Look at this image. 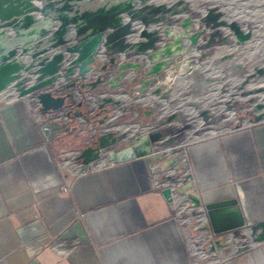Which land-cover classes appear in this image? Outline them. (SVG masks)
Instances as JSON below:
<instances>
[{"label": "crops", "instance_id": "0c3cea01", "mask_svg": "<svg viewBox=\"0 0 264 264\" xmlns=\"http://www.w3.org/2000/svg\"><path fill=\"white\" fill-rule=\"evenodd\" d=\"M143 13L163 24L174 21L171 14ZM153 28L154 23H148L144 30ZM143 41L128 39L134 46ZM21 58L29 60L26 55ZM180 72L149 86L135 101L141 108L135 118L120 117L114 128L118 132L127 129L130 134L138 124H152L154 114L145 115L143 110L154 102H160L159 117L173 113L183 85L178 81ZM131 82L136 89L139 79ZM113 96L125 105L131 100L121 92ZM72 98L78 99L75 92ZM108 109V118L121 112ZM181 112L180 124H188L193 118L189 108ZM41 115L37 102L30 98H18L13 91L0 95V264H222L228 259L235 264H264V242H253L247 229L241 230L239 241L232 238L229 253L205 260L200 244L191 260L183 226L187 221L181 216L183 212L189 215L190 209L185 196L175 191L185 180L204 201L235 199L234 208L246 223L264 220V123L224 133L213 124L201 137L194 135L198 126L179 137L175 132L169 134L160 147L166 151L176 147L181 182L160 183L159 168L150 173L148 166L155 163L147 165L141 159L106 166L98 162L82 170L73 159L74 152L58 149L67 138L79 143L78 128L50 146L38 131ZM60 122L76 125L65 118ZM174 174L173 167L165 173ZM166 187L170 189L168 199L161 194ZM204 216L199 213L196 222L202 223ZM243 246L247 250L237 253Z\"/></svg>", "mask_w": 264, "mask_h": 264}, {"label": "water", "instance_id": "95a60500", "mask_svg": "<svg viewBox=\"0 0 264 264\" xmlns=\"http://www.w3.org/2000/svg\"><path fill=\"white\" fill-rule=\"evenodd\" d=\"M144 11L147 14L167 13L169 8L156 4L145 10L139 0H0V95L13 91L18 98L37 102L41 113L61 111L65 116L77 117L82 115L79 109L82 102L76 103L75 110L68 109L73 103L72 90L86 85L89 87L86 92L92 94V103L100 111L108 108L121 111L109 119L105 114L97 120L107 131L85 135L88 142L80 148L75 144L73 159L82 170H89L98 162L106 166L107 163L141 159L149 165L160 160L163 151L155 150L166 144L163 139L174 132L179 137L189 129V124H180L184 118L181 111L189 108L192 117H205L204 104L215 86L220 85L223 75L213 73L212 66L229 57L225 54L211 58L207 52L215 42H226L230 32L237 34L235 23L227 21L219 10L211 7L195 17L173 10L170 14L174 21L167 24L157 18L148 19ZM148 23H154L150 32L144 30ZM242 36L247 37L248 33ZM132 37L144 41L134 46V42H128ZM111 53L106 61L100 60ZM23 55L28 56L27 62L21 58ZM179 69L178 81L183 84L178 92L181 102L173 113L159 117L160 102L143 110L145 115L154 114V120L130 142L123 140V133L117 135L110 129L118 118L128 117L129 111L141 110L134 103L149 86ZM94 71L98 74L93 80L76 83L77 79ZM136 79L139 85L135 89L130 85ZM58 85L67 91L55 95L58 88L53 92L49 90ZM102 91L109 94L98 96ZM118 92L131 97L127 106L122 99L113 96ZM260 97L247 98L252 111L248 117L250 122L260 123L264 119V100ZM76 130L77 125L57 121L42 122L38 126L42 140L50 146ZM169 151L176 154L177 149L172 147ZM178 161L174 156L153 167L148 166V171L152 173L156 167L163 171ZM169 180L176 182L169 175L161 176L158 182ZM190 186L188 182L177 191L198 213L206 215L211 232L232 234L225 240L220 236L210 241L203 250L206 255L216 257L231 248L232 238L241 235L242 229L249 231L253 242H264V220L246 223L234 208L235 199L204 201L187 189ZM161 194L168 199L170 189L163 188ZM192 215H195L193 211ZM246 250L247 246H243L236 252ZM223 264H235V261L228 259Z\"/></svg>", "mask_w": 264, "mask_h": 264}, {"label": "rangeland", "instance_id": "374dc122", "mask_svg": "<svg viewBox=\"0 0 264 264\" xmlns=\"http://www.w3.org/2000/svg\"><path fill=\"white\" fill-rule=\"evenodd\" d=\"M139 4L145 10H149L159 4L164 9L169 8V12H161L163 14H170L173 10H176L191 17L198 16L200 11L211 7L214 10H219L224 19L235 23L238 29L237 34L230 32L226 42H215L207 52V56L211 58L225 54L229 58L212 66L213 73L223 75L220 80V86L213 90L210 96L212 99L209 98L211 101L205 107L206 116H193L188 121L189 129L198 126L199 128L194 135L201 137L209 130H212L210 125L213 124L223 133L229 130H238L248 123V126L257 124L248 120L252 111L247 98L252 97L253 100H256L261 96L260 99L264 100V91L262 90L264 89V0H139ZM244 33H248V36L243 37ZM179 99L180 97L175 100L176 105ZM151 105L154 106L155 102ZM231 112L233 116L229 117L228 114ZM260 123H264V120ZM236 126L238 128H235ZM85 135L87 134L79 135V148L84 144ZM73 149L74 147H69L71 152H73ZM174 156L178 158L179 153L170 156L162 153L161 159L154 163H160ZM179 166L180 163L178 161L173 166L175 174L171 176L177 182H181L178 181L182 174ZM169 169L159 170L157 180L161 176H166L165 173ZM169 182L176 183L170 180ZM187 183L188 181L181 182L179 187ZM179 187L175 189L176 192H178L177 189ZM187 189L192 190L190 187ZM189 206L192 207L190 204ZM192 208L195 215H192V212L189 215L183 212L181 216L187 221L183 226L189 239L188 245L192 252L191 260H194L196 258V246H199L202 241L206 240L207 242L206 245L202 246V250H204L210 241H214L220 236L225 240L227 234L217 235L214 239L208 240L207 236L211 232L208 220L206 224L200 225L196 222V216L199 213L196 208ZM237 239L238 241L241 239L240 235ZM230 250L231 248H228L226 251H222V254L229 253ZM213 258L215 257L207 255L205 260ZM203 262H205L204 259L198 263Z\"/></svg>", "mask_w": 264, "mask_h": 264}, {"label": "built area", "instance_id": "2783aa9c", "mask_svg": "<svg viewBox=\"0 0 264 264\" xmlns=\"http://www.w3.org/2000/svg\"><path fill=\"white\" fill-rule=\"evenodd\" d=\"M97 74H98V71H94V72L90 73L89 75H87L83 79H77L76 83L79 84L81 82H87V81L93 80L97 76ZM59 86L60 85H58V87H52L49 90L53 92L56 88H58L57 91H55V95H62L67 90L66 89H60ZM73 91L75 92V94H77L78 99L75 101L72 98L73 103L68 107V109L73 111L77 108L76 103L79 101L82 102V106L79 108L81 113H82L81 116H77V117L65 116L64 113L61 111H59V112H50L49 111V112L42 113L41 118H40V123L46 122V121L60 122L62 120V118H65V119H67V122L75 123L77 125V128H78L80 135L83 133L88 134V135L89 134H99L101 132L107 131L108 130L107 128L100 127L102 125L97 123V116H99V113L102 114V116L107 114V118H108V110L109 109H107V111H100L98 108H96L95 105L92 103V94L91 93L80 92L77 88H74ZM106 94H109V93L107 91L106 92L102 91V93L99 94L98 96H105ZM37 108H38V104H37ZM138 111H140V110H138ZM138 111H131V112L129 111V116L127 117L128 121L135 118L134 113L138 112ZM110 113H111V111H110ZM112 116H114V114ZM114 127L115 126L113 125L110 129L114 130L117 135L123 133L124 134L123 140L128 141V142H130L133 137L137 136L141 130L149 128L148 125L147 126L146 125L139 126V124H138L136 130L129 134L126 132L127 129H125L124 131L118 132V129L117 128L115 129ZM87 142H88V140L85 139L84 143L87 144ZM160 148H161L160 146H157L155 152H158V151L162 152L163 151V153L166 154V156L173 155L172 153H170L169 150L166 151V150H163ZM61 189L64 191L66 190V188L63 186L61 187ZM186 205L189 207L190 212H192L193 208L189 206V203H187ZM206 223H207V220H203V222L200 223V225L206 224ZM217 235H222V234H216L213 232H209L207 239L208 240L214 239ZM227 236L231 237L232 234L228 233ZM206 243H207L206 240L201 242V245H200L201 250H202V246L206 245ZM202 252H204V251L202 250ZM204 254H205V252H204ZM206 256L207 255L205 254L204 257H206Z\"/></svg>", "mask_w": 264, "mask_h": 264}, {"label": "trees", "instance_id": "16d2710c", "mask_svg": "<svg viewBox=\"0 0 264 264\" xmlns=\"http://www.w3.org/2000/svg\"><path fill=\"white\" fill-rule=\"evenodd\" d=\"M78 89H79L80 92H86V91L89 90V87L84 85L83 87L78 88ZM60 143L61 144L58 147L59 150L63 149V148H69V147L73 148V147H75V143L71 142L68 138H67L66 142L62 143V141H61Z\"/></svg>", "mask_w": 264, "mask_h": 264}, {"label": "bare ground", "instance_id": "6f19581e", "mask_svg": "<svg viewBox=\"0 0 264 264\" xmlns=\"http://www.w3.org/2000/svg\"><path fill=\"white\" fill-rule=\"evenodd\" d=\"M228 116H229V117H232V116H233V113H232V112L229 113ZM247 125H249V123H248ZM204 218H205L204 220H207V217H204Z\"/></svg>", "mask_w": 264, "mask_h": 264}]
</instances>
